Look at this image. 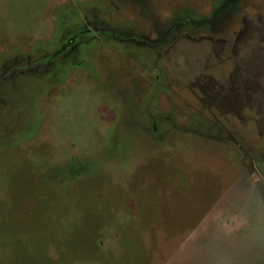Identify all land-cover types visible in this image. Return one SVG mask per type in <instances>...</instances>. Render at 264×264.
<instances>
[{"label":"rangeland","instance_id":"obj_1","mask_svg":"<svg viewBox=\"0 0 264 264\" xmlns=\"http://www.w3.org/2000/svg\"><path fill=\"white\" fill-rule=\"evenodd\" d=\"M197 226L171 264H264V0H0V264Z\"/></svg>","mask_w":264,"mask_h":264},{"label":"crops","instance_id":"obj_2","mask_svg":"<svg viewBox=\"0 0 264 264\" xmlns=\"http://www.w3.org/2000/svg\"><path fill=\"white\" fill-rule=\"evenodd\" d=\"M202 223H203V221H202ZM201 226H203V225H201ZM201 226H199V227L197 226L198 227L197 230H195L196 228L194 230H192V231L190 230L191 231V235H188L187 237H184V238H183V236L180 237L181 240H183V239L184 240H183V242H181V246L179 247L178 251L172 256V259L169 261V264H171L173 261H175V260H177V259H179L181 257V255L183 254L181 252V250L185 246L190 245V246L197 247L200 243L203 242V241H201V239H202L201 232L203 231V228ZM189 229H188L187 232H189ZM166 230H167V228H166ZM169 231H171V230H169ZM167 232H168V230H167ZM182 233H186V232L183 230ZM174 234H176V233H174ZM213 255H215V253H213Z\"/></svg>","mask_w":264,"mask_h":264},{"label":"trees","instance_id":"obj_3","mask_svg":"<svg viewBox=\"0 0 264 264\" xmlns=\"http://www.w3.org/2000/svg\"><path fill=\"white\" fill-rule=\"evenodd\" d=\"M73 169H74V170H73ZM71 171H72V172H74V171H75V172H76V171H79L78 166H77V165H72V166H71Z\"/></svg>","mask_w":264,"mask_h":264}]
</instances>
